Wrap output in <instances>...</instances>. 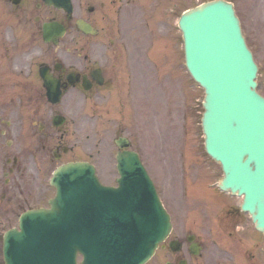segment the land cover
Returning <instances> with one entry per match:
<instances>
[{"label": "water", "instance_id": "95a60500", "mask_svg": "<svg viewBox=\"0 0 264 264\" xmlns=\"http://www.w3.org/2000/svg\"><path fill=\"white\" fill-rule=\"evenodd\" d=\"M47 3L71 9L69 0ZM61 27L47 25V41H57ZM181 27L187 66L206 89V148L222 163L221 186L245 194L243 209L264 231V97L255 89L257 65L239 19L230 3L214 1L184 14ZM41 73L50 100L59 102V80ZM54 122L64 119L56 116ZM118 161V188L101 185L88 163L58 168L51 207L25 212L21 230L5 234L6 263L77 264L82 252V264H144L168 236L170 218L137 154H119Z\"/></svg>", "mask_w": 264, "mask_h": 264}, {"label": "rangeland", "instance_id": "374dc122", "mask_svg": "<svg viewBox=\"0 0 264 264\" xmlns=\"http://www.w3.org/2000/svg\"><path fill=\"white\" fill-rule=\"evenodd\" d=\"M192 4L185 0L181 2L180 10ZM3 13L4 3L0 0V116L13 123L10 129L12 135L9 130L2 137L0 151L3 153L4 162L8 156L18 154L22 156V164L21 169L15 173L12 184L4 188L7 193L5 200L0 196V264H4L3 234L18 225L19 215L28 207H44L49 203V194L55 193L49 180L57 166L71 159H89L99 165L104 181L111 182L114 179L116 171L110 164L117 151L113 141L115 131L124 130L121 133H126L131 138V147L140 152L153 176L160 185L165 186L168 203L173 207L174 201L169 193L172 189L168 181L174 183L170 184L175 187V176L179 175L177 166L180 154L184 152L190 157L191 164H187L188 169L204 170L209 166L211 170H207L213 172L212 179H217L222 174L221 166L209 159L205 152L201 125L205 93L186 72L181 32H171L168 35L169 38L177 39L176 45L168 44L167 33L164 31H158L153 37L148 36V47L152 49L154 56L152 52L149 54L158 59L159 66L155 75L153 64L148 63V88L151 89L148 90L150 93L146 98L142 94L137 99L141 105V109H138L140 113L131 106L130 98L127 101L130 111L122 114H119L117 108L112 109L114 113L104 111V116L102 115L97 125L90 118V114L78 109L83 105L81 98L71 94L67 102L62 101L56 106L69 119L66 129L59 130L52 123L54 109L48 108L45 90L34 75L37 64L41 61L39 52L44 42L40 35L33 36L24 27L5 22ZM70 38L71 35L67 37ZM253 43L262 64L259 76L263 79L260 90L264 92V45H257L256 37ZM5 47L9 49L5 50ZM47 114L50 116L51 126L47 127L45 124L46 130L41 131V124L47 123ZM107 117L114 119L107 122ZM123 122H126V128ZM2 129H7L6 123H0V130ZM49 135L51 139L47 146ZM179 138L182 142L180 148H183L180 151ZM12 140L14 144H11ZM58 142L70 148L62 157L55 155ZM107 160L110 162L109 168L104 167ZM180 169L182 172V167ZM173 170H177L175 176ZM226 200L234 207L241 202L237 197ZM178 207L179 205L173 212ZM244 217L245 227L257 234L249 218L246 215ZM176 224L181 228L180 220ZM263 243L261 241L258 244L259 255L264 252ZM204 244L207 248L203 250L201 257L190 264H241L237 256L246 246L241 240L231 237L228 241L218 243L219 247L225 244L224 248L227 250L218 248L211 240ZM185 251L184 249L183 253ZM170 257V252L159 248L146 264H166Z\"/></svg>", "mask_w": 264, "mask_h": 264}, {"label": "flooded vegetation", "instance_id": "af4514ba", "mask_svg": "<svg viewBox=\"0 0 264 264\" xmlns=\"http://www.w3.org/2000/svg\"><path fill=\"white\" fill-rule=\"evenodd\" d=\"M3 1L10 4L11 16L15 15L32 35H43L45 24L53 20L62 22L67 33H78L72 38L78 45H62L66 41L65 36L59 45H46L42 56L46 64L47 57H52V71L63 82L67 81L70 73L79 76L73 85L64 90V94L83 97L85 105L82 108H88L89 112L95 114L98 125L104 111L110 113L117 108L120 112H128L130 106L125 103L127 99L132 97L137 104L142 94L146 98L147 34L158 31L171 33L175 29L174 18L179 16L181 2L185 0H72L74 10L70 18L65 11L48 6L45 0H18L19 4H14L15 0ZM229 1L234 3L241 18H248L247 29L251 35L247 36L248 43L254 45L256 37L257 45H264V0ZM77 20L90 24L94 33L86 34L78 27ZM60 59L66 60V63ZM84 83L89 85L88 89ZM1 132L5 134L7 131ZM49 143L48 136L47 146ZM63 151L68 150L64 147ZM8 161L6 182L9 184L10 176L16 167L20 169V165L17 156L12 163L11 159ZM209 180L207 172L186 176V185L178 197H173L174 206L179 205L175 220H180L182 226L173 228L171 238L183 244L178 252L170 251L168 244L164 247L171 254L170 260L180 264L189 255L190 263H193L201 257V254L191 253L190 245L193 242L202 246L203 250L207 248L204 242L211 239L225 242L232 237L246 245L237 256L241 264H264V252L262 255L258 253L260 238L240 227L245 222L241 209L235 210L226 200L230 197L210 187ZM248 242L251 244L248 245ZM185 244L186 251L183 253Z\"/></svg>", "mask_w": 264, "mask_h": 264}]
</instances>
